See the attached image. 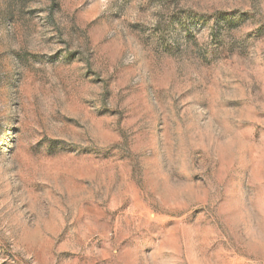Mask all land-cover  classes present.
<instances>
[{"label": "clouds", "instance_id": "clouds-1", "mask_svg": "<svg viewBox=\"0 0 264 264\" xmlns=\"http://www.w3.org/2000/svg\"><path fill=\"white\" fill-rule=\"evenodd\" d=\"M0 264H264V0H0Z\"/></svg>", "mask_w": 264, "mask_h": 264}]
</instances>
